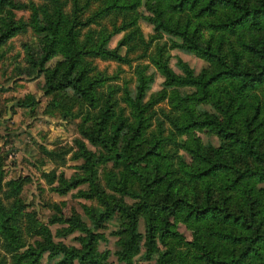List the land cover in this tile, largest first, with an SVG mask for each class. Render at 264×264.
<instances>
[{"label":"trees","instance_id":"obj_1","mask_svg":"<svg viewBox=\"0 0 264 264\" xmlns=\"http://www.w3.org/2000/svg\"><path fill=\"white\" fill-rule=\"evenodd\" d=\"M93 1L72 0L71 7L66 9L63 0H0V41L22 26L10 12L11 8L31 9L35 29L45 32L47 38L45 52L40 56L29 53L30 61L39 67L35 75L45 74L46 93L71 90L76 99L90 106L100 105L95 123L88 127L81 125L80 131L104 149L97 158L85 141L77 140L78 154L84 158L78 165L81 172L70 177L63 172L57 174L54 169L43 172L47 181H57L54 189L61 194L88 183V188H79L76 194L95 198L100 203L98 207L84 204L90 223L68 201L55 203V212L47 223L37 219L25 210L20 197L23 179L11 178L4 189L5 169L0 160V264H114L109 259V250L98 247L101 233L96 228L115 212L123 219L122 227L116 231L121 235L116 254L126 264L133 262L143 246L147 248L146 257L155 258V262L148 264H264V185H257L264 182V129L259 132V122H256L264 109V89H256L264 85V45L244 42L241 50H225L220 44L214 46L213 38L205 45L200 41L204 26L223 33L242 26L262 29L264 0H145L150 13L144 17L155 31L170 37L165 42L168 46L195 52L220 66L208 76L204 72L196 75L187 63L180 61L185 70L180 75L169 65V54L163 51V43L150 58L166 80L163 88L151 94L153 98L148 101L144 97L154 82L153 74L147 78L140 68L136 90L123 85V95L118 98L114 93L119 86L109 83L113 76L100 69L95 61V57L128 59L120 46L126 44V35L139 29L138 15L132 8L141 0H104V5L83 18L81 10ZM168 9L171 13L167 16ZM174 11L179 13L178 18L172 14ZM110 13L116 19L120 14L124 18L121 22L114 20L112 26L103 24L95 43L90 34L92 27L82 37L84 26ZM184 14L187 18L182 26L179 20H184ZM194 17L199 20L190 30ZM129 25L133 28L119 45L110 46L111 38ZM247 50L260 58L255 65L240 63ZM58 52L63 54V59L48 67L47 60ZM217 81H225L227 98L221 94L210 98L209 88ZM176 84L193 85L202 92L200 95L186 92L179 102L208 98L216 111L202 109L203 118H196L192 108L187 113L167 114L174 131L184 134L196 126L210 127L224 142L218 146L200 140H195L194 145L183 142L181 146L197 164L182 160L181 166L173 167L172 156L167 154V168L162 171L159 162L153 165L149 162L151 156L161 154L157 149L160 138L147 145L139 138L145 126L142 112L157 99L170 97L169 89ZM246 90H251L250 95L255 99L254 110L242 118L235 99ZM121 99L131 108H138L134 114L138 117L135 126H131L124 107L117 111ZM26 102L28 99L23 100ZM112 114H116V122L109 131L106 126ZM125 128L133 130L121 135ZM99 160L111 161L114 165L105 172V185L99 177ZM142 217L145 232L140 230ZM51 224L62 226L54 233ZM182 224L188 229V235L181 230ZM75 231L81 233L75 236L79 245L55 239L56 234L66 236ZM30 236L37 237L31 241ZM168 241L169 247L161 250L160 243Z\"/></svg>","mask_w":264,"mask_h":264},{"label":"rangeland","instance_id":"obj_2","mask_svg":"<svg viewBox=\"0 0 264 264\" xmlns=\"http://www.w3.org/2000/svg\"><path fill=\"white\" fill-rule=\"evenodd\" d=\"M63 1L66 4V9L71 7L72 0ZM145 2V0H141L139 4H135L134 8H132V11L134 13L136 11L135 14L138 15L137 24L139 29L138 31L135 29L129 35H126V44L120 46L121 52L128 59L116 60L113 58L95 57L98 67L105 69L108 74L113 76L109 83L120 88L114 93V96L118 98L122 96L124 86H129L133 91L136 90L138 78L141 74L139 73L140 68L143 69L144 76L147 78L151 74L154 76L152 87L144 97L145 101L153 98L151 94L163 88L166 77L150 58L153 53L159 51V46L163 43V51L169 54V65L180 75L185 74L181 62L187 63L196 75L204 72L208 76L219 69V64L214 60L206 59L195 52L183 48L168 46L169 43L165 42H169L170 37L167 34H160L155 31L153 24L144 17V14L150 13L145 6ZM104 3V0H94L90 6H86L81 10L83 11L82 17H86L98 6L104 5ZM10 12H13L17 22L22 26L15 34L0 41V160L3 161L2 167L5 169L4 189L11 178L23 179L20 197L25 203V210L33 213L42 222L47 223L49 221V217L55 212V203L68 201L69 205L74 206L82 214L83 218L90 223L91 221L85 212L84 204L98 207L100 203L95 198H87L76 194L79 188H88V183H81L78 187L61 194L54 189L57 181L54 183L47 181L43 172L54 169L57 174L63 172L68 177L74 173L81 172L78 165L84 161V158L78 154L80 148L77 145V140L85 141L88 148L94 151V155L97 158L101 156L100 152L104 151L102 146L93 144L80 131L81 125L88 127L95 123L96 116L100 114V105L90 106L86 101L76 99L71 90L66 92L60 90L44 92L45 74L35 75L39 67L34 66L30 61L29 53L31 51L40 56L42 52H45L44 44L47 41L45 32L35 29L34 22L30 18L31 9L15 7L11 8ZM165 13L168 16L171 10L168 9ZM231 13L234 12L231 11ZM172 14L175 18L179 16V13L175 11ZM9 16L7 13L6 18L9 19ZM183 17V21L182 19L179 20V24L182 26L186 22L187 14H184ZM123 18L124 16L120 14L118 19H116L113 13L100 17V20L82 28V37L84 33L90 32L92 27L90 34L92 43H95L99 39V32L103 24L112 26L114 20L121 22ZM192 20L195 23L190 24V30L195 27L194 24L199 19L194 17ZM131 28L133 26L115 34L109 41L110 46L119 45L122 37ZM212 38L214 40L211 42L214 46L220 44L225 50H241L244 47V42H258L264 45V27L255 29L242 26L235 31L227 30L223 33L221 31L213 32L207 26H204L200 35L201 43L205 45ZM147 40H150V42L146 43ZM232 56L233 53H231L230 57L232 58ZM61 59H63V54L58 52L47 60L46 65L52 67ZM258 60L260 58L257 55L247 50L243 52L240 63L248 62L255 65ZM209 89L210 98L215 94H221L224 98L228 96L224 91L225 81L214 82ZM256 89L257 91H262L264 85L258 86ZM169 92L170 97L157 99V101H154L153 104L143 110L142 115L145 118L143 120L145 126L142 129V134L139 135L143 145L151 144L157 137L160 138L157 139L159 140L157 149L161 151V154L151 156L149 162L151 165L154 162H159L162 171L167 168L168 158L165 157L167 154L172 156L173 167L181 166L182 160L194 163V165L197 164L196 161H191V153L184 146H181L183 142L194 145L195 140H200L201 143L208 144L211 142L217 146L224 142L223 138L210 127L196 126L184 134L175 132L167 114L174 113L178 115L182 112L187 113L189 108H192L195 110L194 115L196 118L199 116L203 118L202 109L215 112L216 108L212 102L207 100L208 98L203 99L204 101H199L200 99L196 98L179 102L181 95L186 92H195L196 95L202 93L199 88L193 85L176 84L170 87ZM250 92L251 90H246L242 95H237L235 99V104L239 106L240 117L242 118L247 114H252L254 110L255 99L253 95H250ZM232 93L236 94L234 91ZM25 99H28V102L31 101V103H23ZM100 102L103 105V100H100ZM236 106L234 107L236 108ZM121 107H124L125 113L129 115L131 126H135L138 117L134 116V114L138 112V108H131L122 99L119 100L116 106L117 111ZM116 114L108 117L106 129L109 131L114 128ZM256 122H259L258 131L262 132L264 129V109L256 118ZM132 130V128H125L121 135L126 131L125 134L128 135ZM97 166L101 182L105 185V172L114 165L111 161L99 160ZM257 185L260 187L264 185V182H258ZM128 200L130 199L128 198ZM102 222L103 225L96 228V231L101 233L98 247L101 250H109V259L114 264H126L120 261L116 254L118 249L117 242L121 238V235L116 231L122 227L123 219L115 212ZM140 222V230L145 232L143 217ZM50 226L55 233L57 228L62 225L51 224ZM181 230L187 235L189 234L185 224L181 225ZM79 234H81L80 231H75L66 236L56 234L55 239L79 245V241L75 237ZM36 237L30 236L29 240L33 241ZM169 245V241L167 244L160 243L161 250L167 249ZM146 249L143 246L141 252L129 264L155 262V258L149 260L146 257ZM154 256H157V254Z\"/></svg>","mask_w":264,"mask_h":264}]
</instances>
